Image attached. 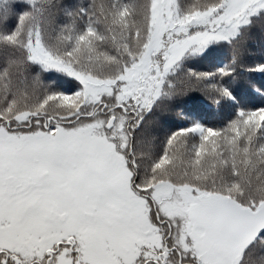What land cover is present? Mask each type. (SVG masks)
<instances>
[{"label": "snow or ice", "instance_id": "snow-or-ice-1", "mask_svg": "<svg viewBox=\"0 0 264 264\" xmlns=\"http://www.w3.org/2000/svg\"><path fill=\"white\" fill-rule=\"evenodd\" d=\"M0 264H264V0H0Z\"/></svg>", "mask_w": 264, "mask_h": 264}]
</instances>
